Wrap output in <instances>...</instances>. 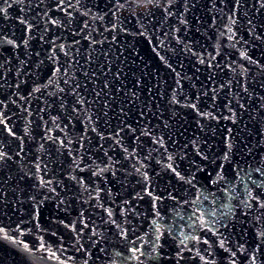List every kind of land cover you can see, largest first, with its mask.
<instances>
[{"label": "snow or ice", "instance_id": "obj_1", "mask_svg": "<svg viewBox=\"0 0 264 264\" xmlns=\"http://www.w3.org/2000/svg\"><path fill=\"white\" fill-rule=\"evenodd\" d=\"M9 213L11 264H264V0H0Z\"/></svg>", "mask_w": 264, "mask_h": 264}, {"label": "water", "instance_id": "obj_2", "mask_svg": "<svg viewBox=\"0 0 264 264\" xmlns=\"http://www.w3.org/2000/svg\"><path fill=\"white\" fill-rule=\"evenodd\" d=\"M20 214H16L13 215L12 213H9L8 216H3L2 214H0V225H8L11 229H15V223H13L14 221L19 222L17 220V216ZM47 218V213L45 212L44 217H42V219H46ZM26 219V217H25ZM23 227V225H21ZM28 227H31V224L28 225ZM18 238H23V237H18ZM0 252H7L8 256H9V264H11V256L14 255V249L6 244L3 241H0Z\"/></svg>", "mask_w": 264, "mask_h": 264}]
</instances>
